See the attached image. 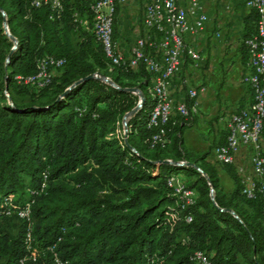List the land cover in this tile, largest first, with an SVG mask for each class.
I'll use <instances>...</instances> for the list:
<instances>
[{
  "label": "trees",
  "instance_id": "1",
  "mask_svg": "<svg viewBox=\"0 0 264 264\" xmlns=\"http://www.w3.org/2000/svg\"><path fill=\"white\" fill-rule=\"evenodd\" d=\"M62 2L56 11L30 0H0V202L13 196L17 208L30 204V220L0 213V264H55L50 246L69 264H198V250L213 264H264V178H256L250 197L237 164L209 159L210 150L191 151L185 130L195 114H173L168 144L152 147L151 74L143 63L112 65L92 29L89 2ZM252 14L246 37L256 30ZM44 56L66 60L47 86L16 82L17 75L35 73ZM96 72L120 88L85 79ZM126 87L138 88L145 101L122 140L120 121L139 102ZM164 159L194 162L203 174L155 163ZM177 172L196 192L184 209L167 183ZM223 173L233 181L230 190Z\"/></svg>",
  "mask_w": 264,
  "mask_h": 264
},
{
  "label": "built area",
  "instance_id": "2",
  "mask_svg": "<svg viewBox=\"0 0 264 264\" xmlns=\"http://www.w3.org/2000/svg\"><path fill=\"white\" fill-rule=\"evenodd\" d=\"M93 11V26L97 38L102 42L107 57L114 66L137 67L143 63L152 77L151 96L154 106L149 114L148 126L154 128L151 136V146L165 147L168 124L176 110L177 113L190 117L196 114L200 105V94L206 87H191L188 90L191 103L181 102L175 105L170 93L173 78L182 69V56L187 54L199 66L203 56L185 41L187 34L197 35L203 31L208 22V15L200 0H149L144 9L143 25L146 33L136 39L132 45L130 55H125L114 38V20L117 5L121 0H86ZM31 5L39 7L48 5L51 10L62 11V0H30ZM245 4L255 10L257 15L255 32L246 37L243 42L249 52V66L251 71L242 78L243 83L249 85L253 92V100L248 107L233 113L228 120V134L226 142L214 148V159L224 164H237L238 170L245 184L244 192L253 197L257 188L256 178H264V0H245ZM78 17V16H77ZM88 24V20H81ZM219 35V33H218ZM147 46L150 48L147 51ZM65 58L44 56L37 61V70L33 74L17 75L15 80L22 85L43 88L52 78V70L65 64ZM122 140L126 139L124 133ZM243 147L251 148V166L249 171L244 165L237 162L238 153ZM167 183L174 188L179 197L182 209L194 204L196 192L188 188L180 178L173 174ZM45 183L42 184V189ZM0 213L6 216H16L19 219L30 220V204L17 208L13 204V196L0 202ZM176 214H172V219ZM192 219L188 217V221ZM25 241L30 247L32 241L30 227L25 233ZM55 264H69L50 246ZM31 255L35 259L36 252ZM193 259L198 264H213L209 256L198 250ZM23 264V262H21Z\"/></svg>",
  "mask_w": 264,
  "mask_h": 264
},
{
  "label": "crops",
  "instance_id": "3",
  "mask_svg": "<svg viewBox=\"0 0 264 264\" xmlns=\"http://www.w3.org/2000/svg\"><path fill=\"white\" fill-rule=\"evenodd\" d=\"M149 0H121L118 3L116 40L120 50L130 55L136 39L145 35L143 14ZM208 15V22L197 35L187 34L186 44L203 56V62L196 66L187 55L182 56V69L170 86L175 105L190 99L191 87H206L200 94V105L192 123L185 130L187 147L196 153L209 151L214 159L213 146L223 142L228 134V120L240 108L248 107L253 92L242 78L251 69L247 49L243 40L250 32L253 19L252 9L245 0H200ZM188 0H183L187 4ZM219 33V35H218ZM176 110L173 114H176ZM237 162L249 171L251 148L243 147ZM187 180L188 177H179ZM194 178H189L193 180Z\"/></svg>",
  "mask_w": 264,
  "mask_h": 264
},
{
  "label": "water",
  "instance_id": "4",
  "mask_svg": "<svg viewBox=\"0 0 264 264\" xmlns=\"http://www.w3.org/2000/svg\"><path fill=\"white\" fill-rule=\"evenodd\" d=\"M3 26H4L6 34L8 35L7 30H6L5 22H3ZM11 40L13 41V44H15V39L11 37ZM13 48H14V45L11 48V50ZM88 78H98V79L106 82L107 84H109V85H111L113 87L120 88L110 77H108V76H106V75H104L103 73H100V72H96L94 74H90L85 79H88ZM121 89L124 90V91L132 92V93L137 94L139 96V102L137 103V105L132 110L127 112L124 115V117H123V122H124V125H125V132H127L128 131V120L131 118V116H133L143 106L145 98H144L143 93L136 87H126V88H121ZM155 163L172 164V165H178V166H192V167L196 168L199 172H201L203 174L202 170L194 162H186V161H177V160L164 159V160H159V161H157ZM211 191H212V188H211ZM211 195H212V193H211Z\"/></svg>",
  "mask_w": 264,
  "mask_h": 264
},
{
  "label": "rangeland",
  "instance_id": "5",
  "mask_svg": "<svg viewBox=\"0 0 264 264\" xmlns=\"http://www.w3.org/2000/svg\"><path fill=\"white\" fill-rule=\"evenodd\" d=\"M17 100L20 101L22 99L19 98V97H17ZM123 117H122V119L120 121L118 132H119L120 135L122 133H124L125 136H126L127 133L125 132V125H124V122H123ZM263 143H264V138H263ZM175 175H177L178 177H181V178H183V177L186 176V174L184 172H177ZM222 181H223V184H224V186L226 187L227 190H230L233 187V181H232V179L230 178V176H228L225 173L222 174ZM12 221H15V220H12ZM11 223H13V222H11Z\"/></svg>",
  "mask_w": 264,
  "mask_h": 264
}]
</instances>
